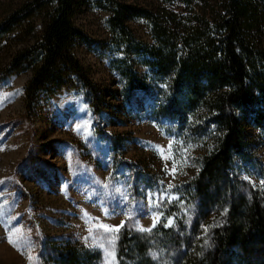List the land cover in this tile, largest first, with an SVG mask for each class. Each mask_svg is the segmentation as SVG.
<instances>
[{
  "label": "rangeland",
  "instance_id": "rangeland-1",
  "mask_svg": "<svg viewBox=\"0 0 264 264\" xmlns=\"http://www.w3.org/2000/svg\"><path fill=\"white\" fill-rule=\"evenodd\" d=\"M119 1L162 20L172 14L175 32L193 25L201 11L210 15L220 2ZM110 16L104 2L77 0L74 24L82 37L73 53L96 86L98 112L76 80L52 97L41 93L29 111L25 91L31 73L5 74L14 42L0 50V264H54L48 247L67 241L90 252L89 264H118L123 226L148 233L140 229L175 225V215L165 217L164 210L196 176L202 145L168 120L169 79L118 44ZM127 25L137 41L154 44L146 20ZM255 40L264 49V20ZM132 79L144 89L129 91ZM248 152L254 165L237 161V176L264 191V133L253 131ZM181 211L176 215L186 218V208ZM200 232L199 227L195 240ZM184 253L180 239L153 236L152 262L145 264H180Z\"/></svg>",
  "mask_w": 264,
  "mask_h": 264
},
{
  "label": "trees",
  "instance_id": "trees-1",
  "mask_svg": "<svg viewBox=\"0 0 264 264\" xmlns=\"http://www.w3.org/2000/svg\"><path fill=\"white\" fill-rule=\"evenodd\" d=\"M96 1L110 8L118 44L169 79L168 120L202 145L196 176L164 210L165 217L175 215V225L148 233L123 226L118 264L152 262L148 244L153 236L184 242L180 264H264V191L236 172L237 161L254 165L248 152L252 133H264V49L255 40L264 0H220L210 15L201 11L193 25L177 32L170 13L162 20L140 6ZM76 6L77 0H0V50L14 42L5 74L31 73L25 91L29 111L41 93L52 97L75 80L88 91L94 112L100 110L96 86L73 53L74 41L82 37L74 24ZM134 18L149 23L154 44L131 35L127 21ZM130 86L129 91L144 89L133 79ZM183 208L186 218L176 215ZM199 227L201 237L195 240ZM90 255L73 241L48 247L54 264H89ZM41 264L47 263L41 259Z\"/></svg>",
  "mask_w": 264,
  "mask_h": 264
},
{
  "label": "snow or ice",
  "instance_id": "snow-or-ice-1",
  "mask_svg": "<svg viewBox=\"0 0 264 264\" xmlns=\"http://www.w3.org/2000/svg\"><path fill=\"white\" fill-rule=\"evenodd\" d=\"M171 223V221H169V224ZM155 226V222L153 224V227ZM141 231H151V229H144V228H141L140 229ZM29 259H32V257H29Z\"/></svg>",
  "mask_w": 264,
  "mask_h": 264
}]
</instances>
